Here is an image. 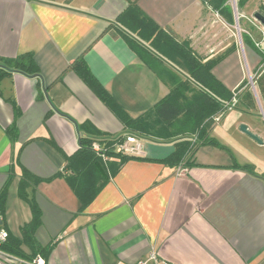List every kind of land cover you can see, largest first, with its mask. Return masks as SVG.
Wrapping results in <instances>:
<instances>
[{
	"label": "crops",
	"instance_id": "crops-1",
	"mask_svg": "<svg viewBox=\"0 0 264 264\" xmlns=\"http://www.w3.org/2000/svg\"><path fill=\"white\" fill-rule=\"evenodd\" d=\"M130 3L189 42L203 61L219 58L213 74L237 104L213 120L209 133L228 151L205 145L188 163L164 162L176 141L131 132L72 69L84 60L132 119L168 95V85L117 31L116 20ZM251 4L256 13L264 0ZM234 21L235 12H218L214 0H0V62L32 53L41 74L13 72L0 83V190L19 151L21 165L34 175L65 174L80 136L94 137L79 129L85 123L112 137L133 134L144 145V154L122 165L85 208L64 177L38 186L42 224L35 236L46 264H136L152 251L165 264H264V90L237 91L259 71L262 57L237 44ZM248 23L251 37L260 40V30ZM18 113L12 145L6 129ZM242 124L262 143L242 132ZM235 161L255 173L236 168ZM18 184L16 177L4 220L8 233L21 239L32 211L19 198Z\"/></svg>",
	"mask_w": 264,
	"mask_h": 264
},
{
	"label": "trees",
	"instance_id": "trees-1",
	"mask_svg": "<svg viewBox=\"0 0 264 264\" xmlns=\"http://www.w3.org/2000/svg\"><path fill=\"white\" fill-rule=\"evenodd\" d=\"M213 2V0H204ZM251 0H238L240 8H245ZM228 0H214L215 9L232 16ZM258 12L264 15V6ZM120 26L119 35L129 48L169 87L168 95L157 103L153 109L137 119H132L114 102L102 85L92 75L84 60L74 63L72 69L84 80L94 93L115 111L125 127L141 137L160 140H175L174 152L164 159L172 165L187 161V157L196 152L200 146L212 145L220 149H228L211 137L209 127L218 116H223L234 100V93L222 84L213 74L218 59L203 61L190 47L189 42L179 41L171 33L158 26L147 16L136 3H130L127 9L117 18ZM246 45L256 49L264 60V53L256 48L252 38L244 33ZM13 72L28 77H40L34 55L26 53L15 59H5L0 62V83ZM181 73H184L183 76ZM258 87L264 90V72L258 78ZM247 86L243 83L237 91ZM16 114L14 122L6 129V133L14 145L18 140ZM91 124L79 125V129L90 131L94 137L80 136V148L68 159L67 171L58 173L50 179H42L21 165L19 152L9 167L8 177L0 190V231L6 229L4 215L9 188L16 177H19V198L29 204L32 220L21 229L22 238L9 233L7 241L0 249L14 257L32 260L42 256L44 249L36 239V231L42 224V211L37 203L38 186L50 182L56 177H64L82 203L83 208L90 204L102 188L115 176L122 165L137 158L116 152L117 144L123 142L125 136L112 137L94 130ZM133 135V134H132ZM135 136V135H134ZM99 142L105 148L108 160L93 149V143ZM188 163V161L186 162ZM236 168L255 173L249 165L234 162ZM17 168L20 172L17 173ZM27 247L29 253L24 251Z\"/></svg>",
	"mask_w": 264,
	"mask_h": 264
},
{
	"label": "built area",
	"instance_id": "built-area-1",
	"mask_svg": "<svg viewBox=\"0 0 264 264\" xmlns=\"http://www.w3.org/2000/svg\"><path fill=\"white\" fill-rule=\"evenodd\" d=\"M243 18H247V17L243 16ZM248 21H250L253 25H255L256 28L260 30L261 39L255 40L253 37H251L248 31H245V33L248 34L252 38L256 48L264 53V47H263L264 45V26L257 20L252 21L248 19ZM237 22H238V19H237ZM235 103H236V100L234 99V104H231L229 106V109H232L236 105ZM219 119L220 118L217 117L215 120L219 121ZM93 149L103 157L104 161L108 160V157L105 155V148L99 142L93 143ZM115 151L122 152L124 154L131 155V156H142L144 154V145L142 144L140 139H138L136 136L132 134H128L126 135L123 142L116 145ZM8 237H9L8 232L2 229L0 231V245L4 244L7 241ZM0 264H46V261L42 256H38L32 260L14 257L9 254H6L0 249ZM136 264H165V263H163L158 258V255L156 252L152 251L147 258L140 260Z\"/></svg>",
	"mask_w": 264,
	"mask_h": 264
},
{
	"label": "rangeland",
	"instance_id": "rangeland-1",
	"mask_svg": "<svg viewBox=\"0 0 264 264\" xmlns=\"http://www.w3.org/2000/svg\"><path fill=\"white\" fill-rule=\"evenodd\" d=\"M228 5L231 7L232 11L235 12L236 21L238 19L237 23H235V21H234L233 24H232V28L231 29H232L233 37L236 40L237 44L242 49H246L245 51L249 52V46L247 47V45L244 43L242 34H244L245 31H247V30L249 32V27L247 25V24H249L248 23L249 22L248 19H250L252 21H256V19L254 17L255 13H252V9H251L252 8V4L249 5V6L247 5L245 8L242 9L238 5V0H228ZM243 16H245L247 18H243ZM263 71H264V60L262 59L261 67L259 68V71H255V72L251 71V73L249 74L248 79L246 81L247 82L246 90L249 89L251 92H253V86H254V87H256L257 94H259L257 81H258V78H259L261 72H263ZM181 74L183 75L184 73H181ZM183 76H185V75H183ZM231 104H234V100H233V102ZM235 104H237V103H235ZM234 113L238 115V112H234ZM241 117H245L244 119L250 121V117L247 116V115H245V116L242 115ZM243 125H245V124H242L241 126H243Z\"/></svg>",
	"mask_w": 264,
	"mask_h": 264
},
{
	"label": "water",
	"instance_id": "water-1",
	"mask_svg": "<svg viewBox=\"0 0 264 264\" xmlns=\"http://www.w3.org/2000/svg\"><path fill=\"white\" fill-rule=\"evenodd\" d=\"M254 17H255V19L257 21H259L264 26V15L263 14H261L260 12H256L254 14ZM241 131L244 132V133H246L248 136H250L251 138H253L258 143H262V141L256 135H254L252 132H250L248 130V127L246 125L241 126Z\"/></svg>",
	"mask_w": 264,
	"mask_h": 264
}]
</instances>
